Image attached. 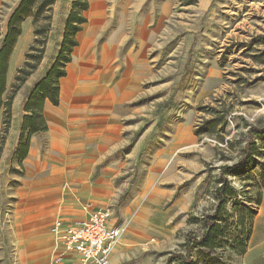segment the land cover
<instances>
[{
  "label": "rangeland",
  "instance_id": "obj_1",
  "mask_svg": "<svg viewBox=\"0 0 264 264\" xmlns=\"http://www.w3.org/2000/svg\"><path fill=\"white\" fill-rule=\"evenodd\" d=\"M20 1L0 0V46ZM74 1L56 0L43 58L15 95L7 129L0 125V264H22L17 254L21 226L15 225L20 200L45 186L67 161L68 149L63 154L51 146L59 127L47 118L48 130L31 137L32 150L23 165L14 152L28 95L56 60ZM85 16L61 79L60 106L47 103L45 117L51 108L61 109L66 145L81 138L77 130L108 136V147L100 149V138H92V150L107 154L95 166V179L105 163L123 161L139 148L137 160L122 162L119 169L130 175L131 187L154 174L159 196L144 200L152 211L148 220L155 244H145L133 263L185 264L181 257L168 260L170 253L185 251V234L205 231V216L217 203L220 168L244 155L248 124L264 126V0H195L188 5L180 0H88ZM34 38V23L28 19L12 53L16 67L13 75L8 70V92ZM78 119L87 122L75 124ZM256 142L252 159L228 175L236 195L218 216L223 244L218 257L192 246V264H264L256 256L245 263V252L237 249L242 239L248 247L264 198V137ZM162 185L170 192H160ZM190 208L185 230L181 217Z\"/></svg>",
  "mask_w": 264,
  "mask_h": 264
},
{
  "label": "crops",
  "instance_id": "obj_2",
  "mask_svg": "<svg viewBox=\"0 0 264 264\" xmlns=\"http://www.w3.org/2000/svg\"><path fill=\"white\" fill-rule=\"evenodd\" d=\"M15 67L13 56L9 66V75L14 74ZM73 112H79V109H73ZM46 118L59 127L56 133L57 138L53 140L51 146L59 152L62 151L63 154L68 149L67 161L55 169L52 179L45 186L39 187L38 190L29 189V191H37L20 200L23 206L15 215V225L21 226V231L17 235L19 260L22 264H96L93 261H83L77 251L67 249L64 243L52 234L51 229L58 219L62 221L63 229L76 227L87 220L99 207L109 206L112 210L109 224L118 226L122 230L121 235L111 247L109 264H134L133 257L136 256V252L145 248V244L147 246L150 243L155 244L156 238L151 234L154 227L148 220L152 211L149 206H144V200L150 195L159 196L155 190L154 180L156 178L154 174L148 173L145 178H142L138 187H131L130 182L126 181L130 175H124L119 169V164L122 162H126L128 159L133 161L135 158L137 160L139 148L133 149L129 157H125L123 161L120 158L116 164L115 162L105 163L106 168L99 172L95 179L93 178L96 174L95 166L102 160H106L107 154L92 150L96 147L95 144H92L95 143L92 138L93 136L100 138L97 141L100 149L108 147V136L106 134L104 137L92 135L94 133L88 135L87 129L77 130L81 133V138L72 143L68 142L69 144L66 145L64 142L67 134L63 133V129L66 128L67 120L61 109L51 108L49 113H46ZM74 122L81 124L87 121L78 119ZM30 152L29 150V154ZM161 153H163L162 150ZM159 187V191L164 194L170 192L164 185ZM124 197L125 200L122 203ZM192 201L193 198L189 204ZM187 210L184 214L179 213V215L182 214L183 220L180 228L184 227L185 230L189 227L192 212L191 208ZM140 215L143 216V219ZM179 215H175L174 218L177 219ZM177 229L171 231L173 236ZM138 235L144 236L142 240L144 242L139 240ZM186 236L187 234H185V238ZM252 256L264 260V198L251 228L248 247L244 255L245 263L248 262L247 258L250 259ZM135 264L146 263L143 260Z\"/></svg>",
  "mask_w": 264,
  "mask_h": 264
},
{
  "label": "trees",
  "instance_id": "obj_3",
  "mask_svg": "<svg viewBox=\"0 0 264 264\" xmlns=\"http://www.w3.org/2000/svg\"><path fill=\"white\" fill-rule=\"evenodd\" d=\"M180 1L188 5L194 3L195 0ZM55 2L56 0H21L9 17L7 30L0 46V125L4 123L5 130L9 125L10 110L15 95L29 76L33 74L43 58ZM87 8L88 0L74 1L72 11L66 21L63 42L56 60L46 74L38 80L28 95L20 136L14 152V156L22 165L29 154L31 137L34 134L48 130V123L45 117L46 104L50 103L53 106L60 104L61 79L67 74L66 67L71 62L73 50L77 46V34L81 30L82 25L87 22L85 16ZM28 19L33 20L35 38L26 53L24 64L17 69L12 89L8 92L7 74L10 58L18 39L23 34V24ZM197 133L199 134L200 132L197 131ZM248 134L250 138L244 149V155L236 163L223 165L220 168L219 186L216 189L217 203L213 213L205 216V231L201 235L189 232L183 244L185 251L170 253L168 260L181 257L185 264H192V246L206 251L211 258L218 257L217 248L223 246L222 242L218 240L222 236L221 223L218 216L224 212L228 200L236 195L228 175L252 159L257 149L256 138L264 137V126L259 127L254 124H248ZM2 143L3 141L1 142L0 150ZM240 244L237 245V249L241 252H246L245 240L242 239Z\"/></svg>",
  "mask_w": 264,
  "mask_h": 264
},
{
  "label": "built area",
  "instance_id": "obj_4",
  "mask_svg": "<svg viewBox=\"0 0 264 264\" xmlns=\"http://www.w3.org/2000/svg\"><path fill=\"white\" fill-rule=\"evenodd\" d=\"M111 215V208L99 207L87 220L69 229H63L62 221L58 219L51 229L52 234L67 249L77 251L83 261L109 264L111 247L122 233L120 227L109 224Z\"/></svg>",
  "mask_w": 264,
  "mask_h": 264
}]
</instances>
